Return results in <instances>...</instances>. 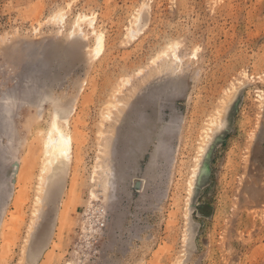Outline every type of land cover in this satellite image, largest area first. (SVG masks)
I'll return each instance as SVG.
<instances>
[{
  "label": "rangeland",
  "instance_id": "374dc122",
  "mask_svg": "<svg viewBox=\"0 0 264 264\" xmlns=\"http://www.w3.org/2000/svg\"><path fill=\"white\" fill-rule=\"evenodd\" d=\"M0 264H264V0H0Z\"/></svg>",
  "mask_w": 264,
  "mask_h": 264
},
{
  "label": "bare ground",
  "instance_id": "6f19581e",
  "mask_svg": "<svg viewBox=\"0 0 264 264\" xmlns=\"http://www.w3.org/2000/svg\"><path fill=\"white\" fill-rule=\"evenodd\" d=\"M98 42H99L98 48L101 51L102 42H103L102 36L98 38ZM57 117L58 116L55 117L53 125H51V128H50L51 133L49 132V136L50 135L51 136H50V139L47 140L48 143L45 146L46 149L50 148L49 152H47L48 155L46 156L48 158V161H46L48 165L45 164L47 165V167L51 165V162L52 164L55 163L54 165H59L60 163L65 161V159L68 158L69 155L71 154V151L73 148V140L69 136H65V134L62 133V131L59 129L58 124H57V119H58ZM53 134H55L56 137Z\"/></svg>",
  "mask_w": 264,
  "mask_h": 264
}]
</instances>
